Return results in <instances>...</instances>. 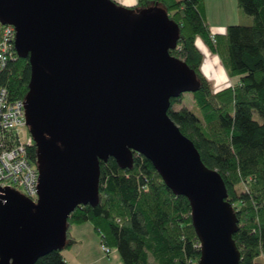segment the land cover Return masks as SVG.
Here are the masks:
<instances>
[{"label": "water", "instance_id": "95a60500", "mask_svg": "<svg viewBox=\"0 0 264 264\" xmlns=\"http://www.w3.org/2000/svg\"><path fill=\"white\" fill-rule=\"evenodd\" d=\"M0 22L16 30L31 65L26 126L37 149L38 202L0 196V264H36L68 241V219L96 206L101 161L122 169L134 153L188 199L199 264H240L239 220L222 176L170 118L171 100L200 88L173 57L180 30L160 6L114 0H0Z\"/></svg>", "mask_w": 264, "mask_h": 264}, {"label": "trees", "instance_id": "16d2710c", "mask_svg": "<svg viewBox=\"0 0 264 264\" xmlns=\"http://www.w3.org/2000/svg\"><path fill=\"white\" fill-rule=\"evenodd\" d=\"M204 1L139 0L132 8L160 6L178 24V46L170 53L196 72L200 88L191 93V108H176L183 95L171 100L168 114L195 144L206 167L216 170L226 184L227 200L239 220L234 240L240 264H264V0H237L254 23L229 26L224 34H212L202 15ZM198 38L236 80L232 86L213 89L202 72ZM30 80L29 60L17 54L0 73V89H7L12 100H25ZM30 154L37 165L35 143ZM100 166L97 205L78 207L68 219L66 247L36 264H67L64 251L73 243L70 229L88 222L102 248H115L124 264H199L200 240L190 202L166 186L149 160L134 153L129 169L113 158Z\"/></svg>", "mask_w": 264, "mask_h": 264}, {"label": "built area", "instance_id": "2783aa9c", "mask_svg": "<svg viewBox=\"0 0 264 264\" xmlns=\"http://www.w3.org/2000/svg\"><path fill=\"white\" fill-rule=\"evenodd\" d=\"M16 55V30L0 22V73ZM25 127V100H12L7 89H0V196L12 189L37 203L39 171L30 154L34 140Z\"/></svg>", "mask_w": 264, "mask_h": 264}, {"label": "crops", "instance_id": "0c3cea01", "mask_svg": "<svg viewBox=\"0 0 264 264\" xmlns=\"http://www.w3.org/2000/svg\"><path fill=\"white\" fill-rule=\"evenodd\" d=\"M114 1L123 6L132 8L138 4L139 0H114ZM202 15H203L205 22L209 25L212 31V34H224L229 26H232L235 24H241V23L233 22L234 20H237V18L244 19L245 20L244 22H246L247 25H250L251 23V18H244L245 14H243V12L238 7L237 0H205L202 5ZM200 42H201V45L200 46L197 45L200 48V50L205 51V49H207V51H209V48L206 46V44L202 40H200ZM203 46L206 48L203 49ZM206 61L208 62V67H209V64H210L209 59H207ZM212 62L214 66L211 65V67L217 70V72L221 76V84H224V86L222 85L223 87H221V89L219 90L230 87L227 85L228 80L226 76L228 75L219 57L217 59H214ZM207 77H209V75ZM219 90H216V91H219ZM84 233H87V236L91 238L90 241L87 242L86 239L84 238L82 239V236ZM96 233L97 232L94 229V227L89 224L84 225V226H79V227L73 226L70 229L69 239L73 243L70 247H68L64 251V256L67 261V264H99L101 262V261L99 262L98 259L97 260L89 259L90 257L89 255H91V251H90L91 246H95L99 254H100V249L102 247L101 239L97 238ZM90 244L91 246H89ZM73 247H75V252H72ZM67 250L69 251L68 254H66ZM85 250H87L86 251L87 254H85L84 257L78 259ZM110 255L111 253L105 254L101 259H103L104 257H107L109 260H105L107 261L106 264H113L114 262H116L117 264H124L121 257L119 258L118 256H115V255L110 257ZM107 258H104V259H107Z\"/></svg>", "mask_w": 264, "mask_h": 264}, {"label": "rangeland", "instance_id": "374dc122", "mask_svg": "<svg viewBox=\"0 0 264 264\" xmlns=\"http://www.w3.org/2000/svg\"><path fill=\"white\" fill-rule=\"evenodd\" d=\"M121 5V4H120ZM123 6V5H122ZM124 7H126V6H124ZM244 14V13H243ZM245 17L244 18H251V23H250V25H253V23H254V19H253V17H250V16H248V15H244ZM245 20L244 19H238L237 18V20H234L233 22H236V23H241V24H235V25H243V26H248L247 24H246V22H244ZM200 38H198L197 40H196V44L197 45H201V42H200ZM207 46V45H206ZM208 47V46H207ZM206 47H204L203 46V49H205ZM200 49V48H199ZM202 52V54H203V63H202V71H203V73L205 74V76L207 75H209V77H207L206 76V78L208 79V81L211 83V85H212V87H213V89L216 91V90H219V89H221V87H223L224 86V84H221V76H220V74L217 72V70L215 69V68H213V67H211V65L212 66H214V64H213V60L214 59H217L218 58V56L215 54V53H213L210 49H209V51H207V49H205V51H201ZM217 56V57H216ZM207 59H209V67H208V62L206 61ZM215 78H214V77ZM226 78H227V80H228V86H232L233 85V83H235V79H231L229 76H226ZM217 82H218V84H217ZM223 85V86H222ZM192 105H193V101H192V95H191V93H185L184 94V98H183V103L181 104V105H179V106H177L176 108H181V107H183V106H187V107H189V108H191L192 107ZM24 130L25 131H27V133H30L29 132V128L28 127H25L24 128ZM87 224H89V225H91V226H93L90 222H88V223H84V224H82V225H73V226H75V227H79V226H84V225H87ZM94 227V226H93ZM96 236H97V238L98 239H100V237H98L99 236V234L98 233H96ZM86 239L87 240V242L88 241H90L91 240V238H89L88 236H87V233H84L83 234V236H82V239ZM92 244V243H91ZM91 244L89 245V246H91ZM112 252H111V255H110V257H112L113 255H115V256H118L119 258H120V256H119V254H118V252H117V250L115 249V248H109ZM70 250V249H69ZM102 250V251H101ZM86 251L87 250H85L83 253H82V255L78 258V259H80V258H82V257H84L85 256V254H87L86 253ZM90 251H91V255H89L90 257H89V259H95V260H97L98 259V261L100 262L99 264H106V262L107 261H105V260H109L107 257H104V258H107V259H101L106 253H104V251H103V248L101 247V249H100V254L97 252V248L95 247V246H91L90 247ZM68 250H67V253L66 254H68ZM71 252V251H70ZM72 252H75V247H73V249H72ZM71 262V261H70ZM76 262V261H75ZM74 262V263H75ZM72 263V262H71ZM113 264H117L116 262H114Z\"/></svg>", "mask_w": 264, "mask_h": 264}]
</instances>
